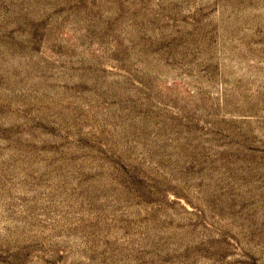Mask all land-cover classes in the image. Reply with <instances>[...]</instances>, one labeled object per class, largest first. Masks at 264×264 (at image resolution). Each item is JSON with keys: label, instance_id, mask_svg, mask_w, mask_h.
I'll use <instances>...</instances> for the list:
<instances>
[{"label": "rangeland", "instance_id": "rangeland-1", "mask_svg": "<svg viewBox=\"0 0 264 264\" xmlns=\"http://www.w3.org/2000/svg\"><path fill=\"white\" fill-rule=\"evenodd\" d=\"M0 264H264V0H0Z\"/></svg>", "mask_w": 264, "mask_h": 264}]
</instances>
